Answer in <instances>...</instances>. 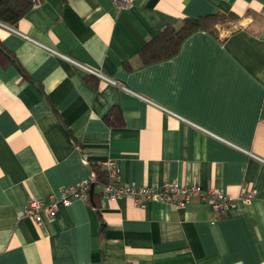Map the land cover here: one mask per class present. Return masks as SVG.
Instances as JSON below:
<instances>
[{
	"label": "crops",
	"instance_id": "1",
	"mask_svg": "<svg viewBox=\"0 0 264 264\" xmlns=\"http://www.w3.org/2000/svg\"><path fill=\"white\" fill-rule=\"evenodd\" d=\"M230 10L237 30H197L141 63L168 22ZM0 39L27 73L0 63V264H264V0H42L0 21ZM116 106L122 126L106 119ZM107 160L124 185L233 200L222 214L199 198L126 196L75 198L42 222L24 214Z\"/></svg>",
	"mask_w": 264,
	"mask_h": 264
},
{
	"label": "trees",
	"instance_id": "2",
	"mask_svg": "<svg viewBox=\"0 0 264 264\" xmlns=\"http://www.w3.org/2000/svg\"><path fill=\"white\" fill-rule=\"evenodd\" d=\"M42 0H0V21L8 25H16L19 20L37 3ZM240 15L230 10L228 12L218 11L214 13L203 14L199 16H186L181 19L180 24L168 22L159 29L158 33L147 40L138 51V56L142 64L158 62L175 55L182 45L183 41L197 30H206L219 35L217 25L230 20H238ZM233 29L232 31L237 30ZM231 31V32H232ZM0 63L3 66L16 64L22 74L26 72L19 64L16 54L11 51L0 39ZM89 79V77H88ZM111 125L122 126L124 118L120 107H113L106 116ZM95 174L94 181L91 182L86 200L99 208L100 200L103 198L102 187L107 184H116L109 174L108 168L99 163L93 166Z\"/></svg>",
	"mask_w": 264,
	"mask_h": 264
},
{
	"label": "built area",
	"instance_id": "3",
	"mask_svg": "<svg viewBox=\"0 0 264 264\" xmlns=\"http://www.w3.org/2000/svg\"><path fill=\"white\" fill-rule=\"evenodd\" d=\"M118 6H126L129 0H113ZM92 72L96 73L92 70ZM99 76L109 79L98 73ZM109 170L110 176L117 181L116 184H107L102 187L103 198L116 200L126 196L134 203L141 205L147 200H160L176 206H185L193 198H199L207 202L218 214H222L233 198L217 188L203 189L199 185H180L168 183L162 190L150 186L124 185L118 177V170L114 160L103 163ZM95 179L94 172L84 181L63 187L58 194H52L47 199L30 198L24 208V214L37 222L54 218L61 205H69L75 198H87L88 188ZM242 197L250 200L255 197L252 190L244 191Z\"/></svg>",
	"mask_w": 264,
	"mask_h": 264
},
{
	"label": "rangeland",
	"instance_id": "4",
	"mask_svg": "<svg viewBox=\"0 0 264 264\" xmlns=\"http://www.w3.org/2000/svg\"><path fill=\"white\" fill-rule=\"evenodd\" d=\"M239 20H230L224 23H220L217 25V29L219 33L227 34L231 32L233 29L240 27Z\"/></svg>",
	"mask_w": 264,
	"mask_h": 264
}]
</instances>
